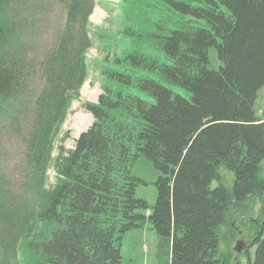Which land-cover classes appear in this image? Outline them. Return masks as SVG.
I'll list each match as a JSON object with an SVG mask.
<instances>
[{
    "label": "trees",
    "instance_id": "1",
    "mask_svg": "<svg viewBox=\"0 0 264 264\" xmlns=\"http://www.w3.org/2000/svg\"><path fill=\"white\" fill-rule=\"evenodd\" d=\"M125 1L132 50L100 71L102 93L85 102L93 122L57 148L48 187L55 137L86 80L95 0H0V264L19 249L22 264H125L121 240L145 224L165 264H242L221 252L220 229L236 235L254 202L244 264H264V0H153L149 19L173 20L146 27ZM148 184L153 202L137 193Z\"/></svg>",
    "mask_w": 264,
    "mask_h": 264
},
{
    "label": "rangeland",
    "instance_id": "2",
    "mask_svg": "<svg viewBox=\"0 0 264 264\" xmlns=\"http://www.w3.org/2000/svg\"><path fill=\"white\" fill-rule=\"evenodd\" d=\"M141 1L147 5H141L138 0H132V16H137L135 19L142 24V27H146V24L153 25L154 23H161L160 21L162 19L167 21V23L173 20L171 12L161 15L158 13L160 10L156 11V17L149 19L148 14L152 10L151 4L153 0ZM126 4L127 2L125 0H95L93 12L89 17V27L93 35L92 46L85 54L87 68L86 80L79 90V96L72 101L59 133L55 137L52 160L47 171L48 187L53 185L56 177L53 165L54 158L57 155V148L59 146H62L66 150L74 148L79 134L87 130L93 122V117L85 108V102L97 103L98 97L102 93V84L105 83V78L100 71L105 66L111 67L112 61L116 56L132 50L131 39L125 37L123 34V29L126 24V21H124L125 14L123 12V6ZM49 11H53L50 14L49 24L42 25L38 30L41 34V41L45 39L41 44L45 43V45L51 40L48 34L52 33L54 26L59 22L58 16L60 8L53 4L49 7ZM143 45L142 51L144 50L147 54L158 57L160 60L163 59L158 52L149 46L148 42ZM213 53L214 50H210L209 55L212 56ZM132 93L147 99L146 96L144 97L136 89L132 88ZM255 108L257 115L260 116L264 109V85L257 93ZM223 175H225L226 181L231 180L229 173L224 172ZM154 190V186L148 184L147 186L139 187L137 193L147 198L150 202H153L155 199ZM259 209V203L254 202L248 214L241 218L242 225L231 224L237 232L236 235L232 236L226 227L220 229V250L224 254L230 253L232 263L238 260L244 264L246 258L252 256L254 246L250 243L248 235L251 233V230L248 228V217L252 216V218H256ZM238 240H243L241 252L234 250V246ZM120 250L125 264H165L167 261V255L160 250L156 234L148 224L126 232L121 240ZM23 261L24 256L19 249L14 264H22Z\"/></svg>",
    "mask_w": 264,
    "mask_h": 264
},
{
    "label": "water",
    "instance_id": "3",
    "mask_svg": "<svg viewBox=\"0 0 264 264\" xmlns=\"http://www.w3.org/2000/svg\"><path fill=\"white\" fill-rule=\"evenodd\" d=\"M242 247H243V240H238L234 246V250L236 252H241L242 250Z\"/></svg>",
    "mask_w": 264,
    "mask_h": 264
}]
</instances>
